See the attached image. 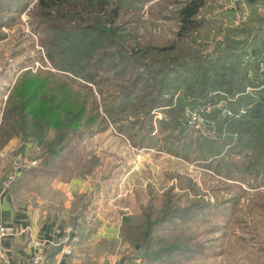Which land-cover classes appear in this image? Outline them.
I'll return each instance as SVG.
<instances>
[{
  "label": "rangeland",
  "instance_id": "obj_1",
  "mask_svg": "<svg viewBox=\"0 0 264 264\" xmlns=\"http://www.w3.org/2000/svg\"><path fill=\"white\" fill-rule=\"evenodd\" d=\"M39 1L0 0V143L10 138L0 149V182L19 166L8 188L15 202L37 222L55 219L77 232L88 229L106 254L113 252L106 240L114 231L121 242L123 218L136 225L128 226L131 237L143 223L164 218L152 233L154 250L173 244L178 251L146 264H264V169L253 173L246 166L250 155L245 168L237 171L241 161L233 151L234 141L226 139L229 132H205L199 109L183 110L190 137L177 126L171 133L164 130L160 121L168 118L163 109L126 113L132 107L123 88L136 75L138 79L158 68V59H245V47L229 53L225 43L217 45V33L227 26L221 15L209 18L216 2H205L196 17L200 27L193 34L179 36L178 12L189 0H128L131 6L123 10V0L102 5L62 0L52 9ZM65 33L82 34L85 42L97 45L90 60L81 62L83 74L93 82L70 71L66 58L60 57L65 41L55 37ZM94 34L103 36L100 43ZM170 46L174 52L154 55ZM123 47L132 51L117 57ZM23 79L21 91L35 85L55 91L44 94L51 97L57 124L50 125L39 141L25 134L24 120L28 127L37 128L38 122L20 109L17 91ZM143 80L142 76L140 84L129 85L132 92H154ZM195 85L200 90L204 82ZM184 86L173 102L178 92H187ZM215 107L222 110L221 116L229 114L224 103ZM77 109L82 113L69 126ZM58 124L63 128L57 129ZM137 134L157 136L168 151L136 146ZM60 136L62 141L56 143ZM215 150L221 153L214 155ZM46 152L51 155L45 157ZM32 161L36 163L29 165ZM80 234L75 261L83 260L87 249L89 233Z\"/></svg>",
  "mask_w": 264,
  "mask_h": 264
},
{
  "label": "trees",
  "instance_id": "obj_2",
  "mask_svg": "<svg viewBox=\"0 0 264 264\" xmlns=\"http://www.w3.org/2000/svg\"><path fill=\"white\" fill-rule=\"evenodd\" d=\"M67 1L75 3L83 0ZM87 1L88 3L96 2L98 5H102L106 0ZM206 1L189 0L178 12L179 36L193 34L200 27V22L196 17L200 9L204 8ZM58 3H62V0H40L38 4L45 9H52ZM130 6L131 2L123 0L119 5V10L128 9ZM217 34L220 40L217 45L225 43V48L228 49L229 53L245 47V59L222 60L221 57L211 60L201 56L202 58L196 57L186 63L180 62L182 59L178 56L175 57L178 60L171 63L168 62L167 57L158 59L156 61V67L158 68H152L149 73L139 74L143 76V82L147 85V88L154 92H132L131 87H134L137 82L138 84L141 83L138 79H141L142 76L137 79V75L133 78L134 82L128 81L131 87L128 85L127 88H123L124 99L129 100L131 103L129 106L132 107L126 113L134 114L141 110L149 114L151 111L163 109L162 113H166L168 118L160 121L164 124L163 127H166L164 130L171 133L173 127L177 126L184 136L190 137L191 134L186 135L185 124L188 120L183 110L188 107H191L192 111L199 109L201 110L199 113L202 115V126L205 132L216 131L220 133L222 128V132L224 130L229 132L226 139L230 142L234 141L235 150L233 151L239 155L241 161L237 166V171L239 167L245 168V158L248 159L251 155L246 166L253 173H256L264 169V155H262L264 150V94L261 93L264 92L262 90L264 89V72L261 71L264 68V0H255L251 8V19L247 23L234 28H221ZM93 37L98 38L97 43H100L103 36L94 34ZM55 38L56 40L60 38L65 41L60 57L66 58V63L69 66L67 68L73 73L84 77L87 82H93L92 77H85L83 74L85 71L81 62L90 58V54L97 48V45L93 47V41L85 42L84 36L77 33H65ZM131 51V49L128 51L124 47L123 49L120 48L117 57L122 58L125 53ZM174 51L173 46L161 47L157 49L154 55L161 56L164 55L163 53ZM48 57L53 60L50 55ZM109 62L113 63L114 60H109ZM201 80L204 82V86L199 90L195 84ZM24 81L23 79L17 91L18 98L22 100L20 109L26 110V113L32 115L38 122L37 128L35 126L28 127V122L24 120L23 124L27 130L25 134L27 137L39 141V137L43 136L46 129H50V125L57 124L56 115L53 114L50 107L51 97L44 94V92L55 91H45L42 85H35L21 91ZM182 84L185 85L184 90L186 89L187 92H181L182 95L178 92L177 94H180L178 100L176 99L173 102L172 97ZM200 86H202V82ZM53 95L55 97V94ZM219 102L224 103L226 107L223 108L229 114L221 116L222 110L215 107ZM173 104L175 105L172 106ZM206 106L207 108L211 107V109L205 108ZM73 112L74 115L69 126L78 121L82 109ZM55 127L57 129L63 128L60 124ZM63 137L60 136L56 143L62 141ZM137 137V142H133L136 146H147L157 151H168V148L160 144L161 142L156 138L157 136L144 138L137 134ZM9 139L0 143V149L6 145ZM220 153L221 150H215L214 155ZM204 154L209 155L208 152H204ZM44 155L49 157L51 154L46 152ZM241 173L239 171V174ZM228 177H232V175L229 173ZM163 220L164 218H161L143 223L138 227L134 236L131 237L128 233V226L131 224L129 226L131 228L136 225L130 222V218H123L120 230L122 242L127 243L131 248L138 246L137 251L128 258V262L139 258L147 263L149 259L159 260L162 257L164 258L167 253L175 254L178 251L177 246L173 244L168 245L167 249L160 246L157 250H154L156 242L155 238H152V233L154 227H157ZM185 249L191 248L186 247Z\"/></svg>",
  "mask_w": 264,
  "mask_h": 264
},
{
  "label": "crops",
  "instance_id": "obj_3",
  "mask_svg": "<svg viewBox=\"0 0 264 264\" xmlns=\"http://www.w3.org/2000/svg\"><path fill=\"white\" fill-rule=\"evenodd\" d=\"M254 2L255 0H242V3L234 12H220L217 7L214 12H211L212 16H209V18L212 19L213 16L221 15L223 21H226L225 26L237 27L245 23V12H247V22L249 21ZM0 224L11 225L17 232L15 235L1 239L0 264H28V256L32 249L33 240L45 241L47 244L44 264H140L142 261L137 258L128 262V258L137 251V247L131 248L127 243L122 242L121 238V242L119 240L117 242V239H119L117 231H114L111 240H106L111 241L108 249L113 250L112 253L106 254L99 249L101 246L98 245L97 241L94 242V233L88 232L89 230L86 228L81 229L79 232L71 228L73 230L71 237L74 238V241L70 246L73 247V253L70 256H64L61 253L63 245L59 244L60 240L67 235L66 228L70 227L68 222L55 219L37 222L36 218H32L25 207L19 206L15 202L14 197L11 196V191L2 189L1 185ZM80 233H89L86 237L85 247L87 249H84V259L75 261L72 257L75 255L77 246H81L83 239ZM96 238L101 241V238L97 236ZM118 251L123 252L120 254Z\"/></svg>",
  "mask_w": 264,
  "mask_h": 264
},
{
  "label": "built area",
  "instance_id": "obj_4",
  "mask_svg": "<svg viewBox=\"0 0 264 264\" xmlns=\"http://www.w3.org/2000/svg\"><path fill=\"white\" fill-rule=\"evenodd\" d=\"M219 8L220 12H234L235 9L242 3V0H214ZM244 18V17H243ZM247 12H245V21L247 20ZM243 22V21H242ZM0 157H3V153H0ZM2 159V158H1ZM36 162L32 161L29 165H34ZM16 167L15 172L8 173L5 178L1 182L2 189H8L10 185L14 182L17 176ZM17 234L15 228L11 225L0 224V241L3 238L10 237L12 235ZM66 236L60 240L59 245H63L61 249V253L64 256H70L73 253V247L70 246L74 238L71 237L73 234V230L71 227L66 228ZM46 242L41 240H33L32 241V249L28 256V264H44L46 261ZM140 264H146L144 261H141Z\"/></svg>",
  "mask_w": 264,
  "mask_h": 264
}]
</instances>
